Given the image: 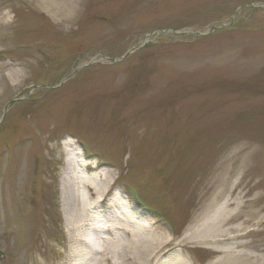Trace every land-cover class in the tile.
Returning a JSON list of instances; mask_svg holds the SVG:
<instances>
[{
	"label": "rangeland",
	"instance_id": "374dc122",
	"mask_svg": "<svg viewBox=\"0 0 264 264\" xmlns=\"http://www.w3.org/2000/svg\"><path fill=\"white\" fill-rule=\"evenodd\" d=\"M66 1H0V264H71L68 163L192 264L220 255L192 237L235 201L213 240L264 264V0Z\"/></svg>",
	"mask_w": 264,
	"mask_h": 264
},
{
	"label": "bare ground",
	"instance_id": "6f19581e",
	"mask_svg": "<svg viewBox=\"0 0 264 264\" xmlns=\"http://www.w3.org/2000/svg\"><path fill=\"white\" fill-rule=\"evenodd\" d=\"M1 1V0H0ZM42 9L56 17L61 0H40ZM67 0L65 8L72 4ZM61 13V11H60ZM5 15V20L7 21ZM69 24V22H68ZM99 170L89 172L84 163L67 164L62 176L64 202L68 207H76L79 214L73 211L68 214L70 220V238L74 246L70 249L71 264H190L182 259L166 257L163 249L170 239L159 235L143 220L136 221L121 205L119 212L106 208L100 211L97 206L110 193V186L99 181ZM120 201V200H119ZM226 199L218 205L209 218L200 225V232L193 235L192 240L212 249L219 256L212 257L206 264H261L262 260L253 258L251 254L237 255L230 240L219 243L216 236H225L230 229L224 226L241 214L232 209L233 203ZM111 206V205H109ZM260 212L251 215L257 216ZM238 216V217H237ZM166 258H165V257ZM175 258V259H174ZM184 259V258H183Z\"/></svg>",
	"mask_w": 264,
	"mask_h": 264
},
{
	"label": "water",
	"instance_id": "95a60500",
	"mask_svg": "<svg viewBox=\"0 0 264 264\" xmlns=\"http://www.w3.org/2000/svg\"><path fill=\"white\" fill-rule=\"evenodd\" d=\"M215 29H216V28H214L213 30H215ZM198 36H199V35H198ZM133 51H135V50H133ZM128 54H129V53H128ZM128 54H127V55H128Z\"/></svg>",
	"mask_w": 264,
	"mask_h": 264
}]
</instances>
